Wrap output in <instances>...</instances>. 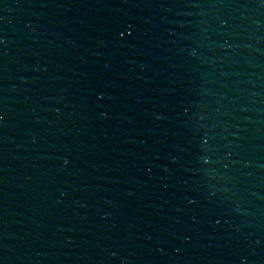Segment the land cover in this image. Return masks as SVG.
<instances>
[{"label":"water","instance_id":"obj_1","mask_svg":"<svg viewBox=\"0 0 264 264\" xmlns=\"http://www.w3.org/2000/svg\"><path fill=\"white\" fill-rule=\"evenodd\" d=\"M0 264H264V0H0Z\"/></svg>","mask_w":264,"mask_h":264},{"label":"snow or ice","instance_id":"obj_2","mask_svg":"<svg viewBox=\"0 0 264 264\" xmlns=\"http://www.w3.org/2000/svg\"><path fill=\"white\" fill-rule=\"evenodd\" d=\"M130 34V33H129ZM65 163H67V161H65Z\"/></svg>","mask_w":264,"mask_h":264}]
</instances>
